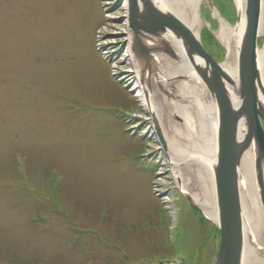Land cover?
I'll use <instances>...</instances> for the list:
<instances>
[{
  "label": "rangeland",
  "instance_id": "1",
  "mask_svg": "<svg viewBox=\"0 0 264 264\" xmlns=\"http://www.w3.org/2000/svg\"><path fill=\"white\" fill-rule=\"evenodd\" d=\"M103 1L0 0V264H213L216 227L133 89L128 0ZM214 8L230 24L238 12L200 6L199 37L222 61Z\"/></svg>",
  "mask_w": 264,
  "mask_h": 264
},
{
  "label": "bare ground",
  "instance_id": "2",
  "mask_svg": "<svg viewBox=\"0 0 264 264\" xmlns=\"http://www.w3.org/2000/svg\"><path fill=\"white\" fill-rule=\"evenodd\" d=\"M153 1L162 10L175 14L199 37V31L203 27L199 12L205 0H187L185 4L172 0ZM234 2L238 12L235 24H230L215 8L213 16L219 22L216 37L226 50L224 59L219 62L231 79L224 80V84L234 107L241 108L244 101L240 96L239 55L247 24L246 0ZM127 10L129 18V7ZM261 33L264 34V5ZM131 34L132 43V31ZM141 38L149 55L154 58V62H151L154 69L149 74L146 69L144 73L146 63L143 59H137L140 61L136 67L137 78L133 89L138 91L143 107L159 125L168 160L174 168L182 193L193 200L200 208L199 212L202 211L213 223L218 224L219 208L214 172L219 151V110L215 98L196 70L195 63L201 61L197 56L189 57L185 42L171 30L151 35L141 33ZM162 48L171 52L175 59L164 57ZM257 62L260 76L257 92L264 108V46L258 48ZM152 80L158 91L151 90ZM174 117L180 118L181 122L174 120ZM261 122L264 127L262 117ZM248 130L245 116L239 121V139H244ZM259 154L260 150L253 140L243 152L239 164L245 236L242 264H264V207L256 181V161ZM261 173L264 182V158Z\"/></svg>",
  "mask_w": 264,
  "mask_h": 264
},
{
  "label": "water",
  "instance_id": "3",
  "mask_svg": "<svg viewBox=\"0 0 264 264\" xmlns=\"http://www.w3.org/2000/svg\"><path fill=\"white\" fill-rule=\"evenodd\" d=\"M264 0H246L247 24L239 55L240 96L244 106L235 108L224 84L230 81L221 64L204 47L201 39L195 35L172 12H167L155 5L153 0H128L129 23L133 32L132 49L139 59L150 64V52L141 38V33L158 34L171 30L183 39L187 54L197 56L201 62L195 63L196 70L207 85L217 102L219 110L218 158L215 167V182L219 208L220 242L214 257V264H242L244 246V222L239 180V164L244 151L255 140L260 154L256 161L257 183L260 198L264 207V182L261 166L264 158V108L261 106L257 92L259 81L258 70V37ZM171 53V52H170ZM173 55V54H172ZM247 118L248 133L239 139V121ZM156 133L165 147L164 138L157 121ZM191 203L198 207L188 197Z\"/></svg>",
  "mask_w": 264,
  "mask_h": 264
},
{
  "label": "trees",
  "instance_id": "4",
  "mask_svg": "<svg viewBox=\"0 0 264 264\" xmlns=\"http://www.w3.org/2000/svg\"><path fill=\"white\" fill-rule=\"evenodd\" d=\"M215 3H216V0H215ZM211 37V36H210ZM212 38V37H211ZM203 44H204V42H203ZM204 46H205V48L207 49V46L204 44ZM208 50V49H207ZM202 220V219H201ZM215 231H216V233H217V237L219 238V234H220V232H219V229L216 227V229H215Z\"/></svg>",
  "mask_w": 264,
  "mask_h": 264
}]
</instances>
